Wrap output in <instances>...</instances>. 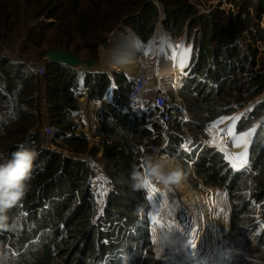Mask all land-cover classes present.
I'll use <instances>...</instances> for the list:
<instances>
[{
    "label": "trees",
    "instance_id": "16d2710c",
    "mask_svg": "<svg viewBox=\"0 0 264 264\" xmlns=\"http://www.w3.org/2000/svg\"><path fill=\"white\" fill-rule=\"evenodd\" d=\"M157 3L165 13L166 29L172 34L182 22L195 15L194 8L187 0H157ZM248 3L255 10L264 9V3L260 0H249ZM109 6L111 7V3ZM96 7L98 5L93 7L94 11L98 10ZM142 8V16L146 22L156 17L154 6L143 3ZM134 9L126 8L121 17L131 15ZM55 10L52 9L49 13L52 15ZM151 11L154 15L149 19ZM108 19L113 21V17ZM245 22L250 24V18ZM201 23L200 39L195 41L197 54L191 67L187 69L179 90L184 97L196 98L188 105L191 132L192 128L203 129L223 113H229L224 111L220 102L232 91L234 84H231V80L241 70V64L246 63L254 53L251 47L244 54L239 47L233 45L239 34L233 35L228 26L222 34L219 26H215L207 17L202 16ZM95 27L101 33V39L95 43L105 40L111 25L103 22ZM209 44H213L211 48H207ZM56 48L68 51L67 47H61L60 44ZM77 49L78 46H75L71 52L77 54ZM208 50L212 53L209 58L206 57ZM88 59L94 60L95 56ZM8 61L7 57L0 56V145L5 140L10 141V146L2 148L1 152L4 157H10L20 144L37 152L30 190L8 212L9 222H15L17 228L11 232L0 230V240H6L15 239L22 226L28 227L18 247L14 240L15 263L141 264L151 240L149 204L143 186L133 187L131 174L134 169L147 173V157L154 147L161 146L158 127L152 126L154 139L145 142L142 148L143 158L139 160V146L149 134L143 125V118L120 115L108 104H102L97 110L96 118L101 125L99 149L113 188L105 195L102 213L94 219L90 210L94 195L87 161L74 160L43 148L37 127L40 122L36 118L38 75L24 64H8ZM110 74L114 85H110L109 76L105 72L79 75L75 69L59 63L46 64L43 76L46 85L45 100L48 125L57 128L54 139L61 138L63 143L80 154L88 151V142L84 136L75 133L71 117L79 109L80 87L87 91L89 101L100 98L108 91L116 105L125 104L130 95L131 82L122 73L113 71ZM190 112L193 113L192 118ZM14 122H17L16 126L11 125ZM22 122H30L28 126L35 128L30 133L27 130V137L23 132L19 133ZM181 143L182 139L175 135L160 153L173 157ZM249 150L247 165L238 183L227 195L232 216L238 222V254L246 255L249 249H253L257 253L261 252L264 258V132L260 131L255 136ZM91 151L98 150H89ZM202 156L210 157V160L201 161ZM178 160L182 162L187 182L192 184V178L198 177L203 186L221 189L218 172H223L227 166L221 152L203 148L193 171L189 169L191 172L187 165L192 160L190 156L180 154ZM256 207L259 208L257 222Z\"/></svg>",
    "mask_w": 264,
    "mask_h": 264
},
{
    "label": "rangeland",
    "instance_id": "374dc122",
    "mask_svg": "<svg viewBox=\"0 0 264 264\" xmlns=\"http://www.w3.org/2000/svg\"><path fill=\"white\" fill-rule=\"evenodd\" d=\"M248 1L249 0H187V3H189L195 10V15L187 19L189 20L187 25L189 32L192 31L191 33H193L194 30L201 27V18L204 16L207 17L208 20H211L215 26H219L222 34L227 26L232 29L233 35L239 34V37L233 42V45L239 47L244 54L248 52L250 47L254 50V53L251 54L249 60L246 63L241 64V70L237 71L234 79L231 80V84H234L232 91L228 93L227 98L224 101L220 102L225 108L224 111H229V113H223L221 116L205 125L203 129L201 127H198L197 130L192 128V134L195 137L197 144L201 143L205 150L213 149L221 152L217 147L210 144L218 138L224 137L227 134L226 130L233 124H235V130L238 132L244 133L252 130L250 141H253L260 131L264 132V9L255 10L254 7L249 6ZM260 1L264 3V0ZM10 2L13 3L14 1L0 0V15L3 14L5 7L9 5ZM109 3H111V7L109 6ZM143 3L155 7L157 11L156 17H159L161 12L163 15L165 14L162 7L158 5L157 0H107V3H105V0H17V39L14 43V41H9L0 35V56L7 57L10 60L7 62L8 64L17 62L26 65L30 70H35L34 66L39 61V52L49 48H56L57 44H60L61 47H67L69 52H71L75 46H78V52L76 55L81 59H88L95 56V59L92 61L101 62V49L105 48L104 52L106 53V56L103 64L118 63V57L126 59V63L128 61H131L132 63L137 62L138 54L129 51L124 46L112 44L110 38L124 19L137 15L139 11H141L140 15H143ZM136 4H138V6H136ZM95 5H98L99 8H96L99 11H94L95 8L93 7H95ZM126 8H135V11L131 15H124L121 17L122 12ZM52 9L56 10L51 15L49 12ZM50 15L51 17H49ZM153 15V11L149 12V19L153 18ZM14 16L15 13L12 12V17ZM110 17H113V21L108 19ZM155 18H153V20H155ZM248 18H250V24L245 22ZM187 20L179 25L175 33L172 34L169 32L172 38L176 39L179 36L184 23ZM193 20H196V23H193ZM2 21L3 20L0 19V23ZM103 22L111 25V30L106 34L105 40L95 43L97 40L101 39V33L96 30L95 25L99 27ZM14 25L10 26L12 30ZM5 27L8 28L9 26ZM107 27L108 25L106 24V28ZM197 38L200 39V36ZM207 42L211 43L209 40ZM145 43H150V41L146 40ZM8 45L17 47V57L13 55L14 48ZM212 45L213 44L207 45V48H211ZM211 54L210 50H208L206 57L209 58ZM194 56L195 55L193 54V58ZM46 64V62L42 63L44 66H46ZM190 67L191 63L188 69ZM113 71L124 74L128 79H131L132 76H134V74L129 75L128 73L115 69L105 73L108 76H111L110 72ZM98 72L99 71L95 70H87L85 73L96 75ZM38 79L39 84L36 89L37 95L35 97V103L38 112V117L36 116V118L39 123L44 113L46 119L45 122L48 121V113L45 100L46 85L43 81L44 78L43 76H38ZM165 81L166 79L163 80V84H165ZM152 82L153 79L150 83L151 88H153ZM164 87L169 88L168 85H164ZM83 89L84 88L80 87L81 98L79 99V109L71 117V122L74 124L75 130L79 132V136H84L87 140L88 151L84 154H80L73 148H70L68 144L63 143V141L61 144L56 143V139L51 142V145H55L57 148H50L48 150L62 154L74 160L87 161L91 171V191L94 195L90 202V210L91 215H93V218L95 219L102 213V205L104 204L105 195L113 188V185L112 180L109 177V172L106 167L107 165L101 156L102 151L99 149V129L101 125L96 118V112L98 109L93 105V101L96 99L89 101L88 93L83 95ZM149 94H151V91ZM179 96L187 106L189 103L196 100L193 96H186V98L180 93ZM41 102L45 103V109L42 107L43 111H41ZM91 105H93V109H95L92 114V121L87 119L88 115L90 116V111H92L90 108ZM82 107L83 110H81ZM192 115L193 113L190 112L191 118ZM228 118H231V123L225 124L224 121ZM217 122H219V124H217ZM28 124L31 123L22 122L21 131H19V133L22 134L23 132L26 136L27 130L28 133L33 132L35 128L29 127ZM11 125L16 126L17 122L12 123ZM37 125L40 134V143L42 140L43 142H47L46 145L49 146V141L45 140L41 135V125ZM250 141L244 151L241 149L242 142L239 147L233 143L234 150L230 153V156L233 159V165L238 162H244L247 164L250 154L249 148L251 147ZM9 146V140L2 142L0 145V154H3V152H1L2 148H8ZM93 149L98 151L89 152V150ZM221 153L224 155V161L227 164L223 172H218V182L221 189L203 186L202 181L198 177L197 180L192 178L193 183L191 184L194 188L200 190L202 197L207 196L213 199L215 206L220 203L223 194L228 198L226 179L228 176L232 175L233 169L232 163L227 160L223 152ZM243 153H246V157L242 156ZM141 158H143V156H141ZM207 158L210 160V157ZM166 163L172 167L178 166L174 164L173 160L166 159ZM214 167L217 168V166ZM189 169L190 167H188V170ZM189 171L191 172V170ZM184 180L186 181V179ZM143 185L145 187V183H143ZM151 208L152 206L150 203V211L148 212L150 227H152V224L155 221L152 220ZM229 208L232 216L230 202ZM258 211L259 208L256 207L255 215L257 217H255V222L258 221ZM215 216L217 219H222V214L218 210H216ZM187 221L188 219L185 220V222ZM213 229L218 238L217 246L226 258L227 264H257V262H259V264H264V258L261 252L257 253L255 250L249 249L246 252V255L238 254V222V234L235 242L237 252L231 256L230 249L232 242L225 236L220 235L221 231L219 228L213 227ZM27 231L28 227L22 226L17 232L15 239L7 238L6 240H0V264H16V247H14V240L18 247V245H20V240L25 236ZM150 239V246L141 264H163L160 262L161 259H159L160 251L152 247V237H150ZM169 253L172 254V252ZM167 264L177 263L173 262L169 255Z\"/></svg>",
    "mask_w": 264,
    "mask_h": 264
},
{
    "label": "bare ground",
    "instance_id": "6f19581e",
    "mask_svg": "<svg viewBox=\"0 0 264 264\" xmlns=\"http://www.w3.org/2000/svg\"><path fill=\"white\" fill-rule=\"evenodd\" d=\"M163 13L155 18L149 25L142 15L137 16V21H122L110 38L112 44L124 46L129 51L138 54V61L126 63V59L118 57L119 62L103 64L106 56L105 48L101 49L100 57L103 59L99 72L118 70L129 75L139 71L145 73L155 86L165 83L180 85L185 70L192 62V54L195 52L194 43L200 34L201 27L189 32L187 25L184 26L179 36L172 38L169 31L163 28ZM148 40L150 43H145ZM194 48V49H193ZM183 61V67L180 66ZM88 120H93V105L90 106ZM91 120V121H92ZM231 123V118L224 121ZM237 135L249 133L247 143L242 142L241 149L244 151L249 145L252 130L238 132ZM212 146L223 152L227 160L232 163L230 153L234 150L233 138L227 133L224 137L213 141ZM166 162V156L158 157ZM233 181L227 185V189L234 188L238 183L246 163H234ZM172 167V166H170ZM155 193L150 202L152 205V220L150 227L152 247L160 251L161 263L167 264L168 256L177 264H227L223 253L219 250L218 238L213 227L220 229V235L225 236L232 242L230 256L236 251L237 222L230 214L228 198L222 195L220 203L215 206L213 199L202 197L200 190L194 188L189 182L183 180L179 185L165 186L159 181L152 183ZM222 214V219H217L215 212ZM156 212V213H155ZM155 213V215H154ZM185 222V220H187ZM165 231V235H164ZM152 233V234H151ZM164 235V236H163ZM169 252H172L169 253Z\"/></svg>",
    "mask_w": 264,
    "mask_h": 264
},
{
    "label": "built area",
    "instance_id": "2783aa9c",
    "mask_svg": "<svg viewBox=\"0 0 264 264\" xmlns=\"http://www.w3.org/2000/svg\"><path fill=\"white\" fill-rule=\"evenodd\" d=\"M194 48L196 49L195 43ZM193 54L196 55L197 50H195ZM34 69L39 77L45 75L44 65H35ZM186 72L187 70H185L184 74L180 73L182 79L186 76ZM182 79L179 87L171 84L170 82L160 86H155L152 84L153 88H151V79L145 73L139 71L137 74L132 76L131 79H129L131 82L130 95L124 105H116L115 102L112 101L108 91H105L100 98L97 97L96 100L93 101V105L99 109L102 104H108L113 106L120 115H134L139 118H143V125L148 130L149 134L144 138L143 144L139 146L141 149L140 153L138 154L139 160L142 159V148L144 147L145 142L147 140L154 139L155 134L152 126L156 125L158 127V138L161 140V146L154 147L149 156H166L169 160H173L174 164L180 166L181 168L182 162L180 163L178 160L180 154L190 156L192 160L187 165L193 171L194 164L199 160L203 146L201 143L197 144L192 132L190 131L188 106L179 96ZM109 83L110 85H114V79L111 76H109ZM164 85H168L169 88L164 87ZM150 91L151 94H149ZM82 92L83 95H86L87 93V91L84 89ZM81 110H83V107ZM41 127L42 137L50 143L49 146H47V142H43L41 140V145L46 149L57 148L55 145H51V142L54 140V136L56 135L57 128L54 126H49L47 122L44 125L41 124ZM75 132L77 135H79L77 130H75ZM175 135H178L182 139V143L179 146L177 153L173 157L161 154L160 152L167 148ZM56 143L61 144L62 139H56ZM205 159L208 158L204 156L201 161ZM146 179L150 181V185L145 184V187L143 185V188L150 211V199L154 193V186L151 184V182L155 184L158 181L150 178Z\"/></svg>",
    "mask_w": 264,
    "mask_h": 264
},
{
    "label": "clouds",
    "instance_id": "9594fccd",
    "mask_svg": "<svg viewBox=\"0 0 264 264\" xmlns=\"http://www.w3.org/2000/svg\"><path fill=\"white\" fill-rule=\"evenodd\" d=\"M36 158L37 152L23 144L18 145L10 157L0 154V230L11 232L17 228L15 222H9L8 212L29 192ZM145 163L146 174L135 169L131 174L135 188L142 187L146 178L159 181L166 187L179 185L186 178L180 166L170 167L158 157L149 156Z\"/></svg>",
    "mask_w": 264,
    "mask_h": 264
},
{
    "label": "water",
    "instance_id": "95a60500",
    "mask_svg": "<svg viewBox=\"0 0 264 264\" xmlns=\"http://www.w3.org/2000/svg\"><path fill=\"white\" fill-rule=\"evenodd\" d=\"M140 12L141 11H139L137 15H140ZM137 15L127 17L126 19L132 22L137 21ZM165 18H166L165 14L162 15V20H163V25H164L163 28L167 30L166 24H165ZM126 19H124L123 21H125ZM152 22L153 21H149L147 26H149ZM38 57H39V61L35 65H42V63L44 62L46 63L56 62L70 69H75L76 71H78L79 75L84 74L85 72H87V70L98 71V69L101 67V64H102V62L100 61L94 62L89 59H81L76 54L59 49V48H49V49L42 50L39 52ZM98 73H101V72H98ZM251 143H252V140L250 141V145ZM232 181H233V173L231 176L227 177L226 179L227 185L230 184ZM232 189L233 188L228 189L227 192Z\"/></svg>",
    "mask_w": 264,
    "mask_h": 264
},
{
    "label": "crops",
    "instance_id": "0c3cea01",
    "mask_svg": "<svg viewBox=\"0 0 264 264\" xmlns=\"http://www.w3.org/2000/svg\"><path fill=\"white\" fill-rule=\"evenodd\" d=\"M12 1L14 2L13 3L10 2L9 5L5 7L3 14L0 15V19L3 20L0 23V24H3V25H0V35H2L3 38H6L9 41H14L15 43L16 42L15 40L17 39V0H12ZM12 12L15 13L14 17H12ZM13 25H14V28L12 30L10 26H13ZM5 26H9V27L7 28ZM8 46L14 48L13 55L17 57V47L12 46V45H8ZM103 59L105 60V56L103 57ZM103 59H101V62L103 61ZM40 105H41V111H43L42 107H44L45 109V103L41 102ZM45 120L46 119H45V113H44L39 124L41 125L43 123L44 125L46 122L48 123V121L45 122Z\"/></svg>",
    "mask_w": 264,
    "mask_h": 264
},
{
    "label": "snow or ice",
    "instance_id": "6c2138e0",
    "mask_svg": "<svg viewBox=\"0 0 264 264\" xmlns=\"http://www.w3.org/2000/svg\"><path fill=\"white\" fill-rule=\"evenodd\" d=\"M181 67H183V61H181L180 64ZM238 119V118H237ZM217 124H219V122H217ZM227 133L233 138V143L239 147L241 142L247 143V137L249 135V133H244V134H239L237 135V133L235 132V124L231 125L227 130ZM254 132V130H253ZM242 156L246 157V153H243ZM239 158V157H238ZM233 167H236L235 165H233ZM144 183L146 185H150V181H148L147 179H145ZM153 192L155 193V190L153 189Z\"/></svg>",
    "mask_w": 264,
    "mask_h": 264
}]
</instances>
